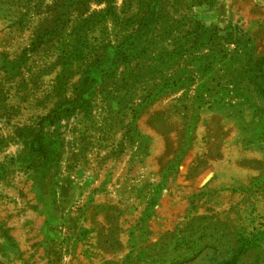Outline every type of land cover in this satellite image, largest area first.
Listing matches in <instances>:
<instances>
[{
	"label": "rangeland",
	"instance_id": "1",
	"mask_svg": "<svg viewBox=\"0 0 264 264\" xmlns=\"http://www.w3.org/2000/svg\"><path fill=\"white\" fill-rule=\"evenodd\" d=\"M0 9L17 59L0 64V162L24 154L33 175L0 181V264H50L25 188L62 153L90 195L57 264H264V0Z\"/></svg>",
	"mask_w": 264,
	"mask_h": 264
},
{
	"label": "crops",
	"instance_id": "2",
	"mask_svg": "<svg viewBox=\"0 0 264 264\" xmlns=\"http://www.w3.org/2000/svg\"><path fill=\"white\" fill-rule=\"evenodd\" d=\"M4 13H8V11L5 10L2 11L0 9V18H6ZM18 13H22V11H19ZM24 13V12H23ZM10 45V44H9ZM8 49V43H0V50H6ZM24 50V47H22ZM2 53H0L1 55ZM0 64L3 65H15L17 64V59L10 58V57H0ZM2 95L0 94V98ZM77 97V94L74 96H70L71 100L73 98ZM55 102L53 103L54 106L49 105L48 102H46L45 107H42V112L47 113L52 110V108H56L58 100L56 97H53ZM60 100V99H59ZM50 110V111H49ZM1 125V124H0ZM14 140V139H13ZM12 140L8 137L4 139V141L0 142V146L7 147V145H12L14 142H11ZM24 143V141H23ZM25 155L22 154L18 157H16L17 161H21L22 164H18L17 166H11L8 163V160L13 159V155L11 156H4V161L7 160L5 164H2L3 162H0V181L4 182V180L7 181L9 177H11V174L16 172L27 174L28 180L32 178V173L29 165H25ZM61 157V158H60ZM64 160V154H60L56 158V162L58 163ZM42 159V176H40V173L38 175L39 178L42 177V186L39 185V188H32V187H26L25 190L27 194H30L31 190L33 191L35 198H36V204L38 207V213L35 215L39 219V230L37 233V237L39 238V241L42 243V258L48 259V262L50 264H53L51 262V259H53L55 262L54 264H57V260H59V263H62L61 259L64 258L65 252L70 251L72 252L69 247H67V243L71 241V235H73L72 228L75 224L78 223V220L71 219V215L76 212L78 207H80L81 203L88 202L89 198V187H79L76 184H67L66 179L72 178V173H66L65 171L60 169V166L62 164H57L55 162V167H50V164H48V160L44 157L40 158ZM53 165V166H54ZM32 175V176H31ZM30 178V179H29ZM65 179V182H64ZM68 181V180H67ZM41 182V181H40ZM70 183V182H69ZM66 184V186H65ZM25 190H23V194L25 193ZM20 192L18 191V194ZM89 194V195H88ZM88 195V196H87ZM1 197V194H0ZM24 200V197H23ZM28 202L22 201V203H15L21 206V210L24 211L25 207L29 209L30 204ZM15 207V206H14ZM70 212V213H69ZM73 212V213H72ZM80 214V213H79ZM20 216V215H19ZM67 216V217H66ZM24 218V216L22 215ZM73 217V216H72ZM76 218V217H75ZM26 219L24 218L22 226L23 228L26 226ZM6 230V229H5ZM9 253L5 252V254H2L1 257H3L6 261L5 264H8V258Z\"/></svg>",
	"mask_w": 264,
	"mask_h": 264
}]
</instances>
